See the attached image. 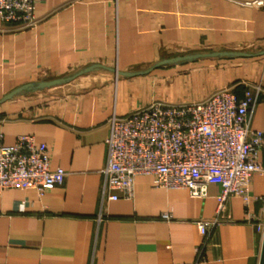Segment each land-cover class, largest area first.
<instances>
[{
    "label": "crops",
    "instance_id": "1",
    "mask_svg": "<svg viewBox=\"0 0 264 264\" xmlns=\"http://www.w3.org/2000/svg\"><path fill=\"white\" fill-rule=\"evenodd\" d=\"M258 0H39L36 25L0 21V102L27 85L74 80L24 91L0 103L5 146L20 135L49 147L50 168L66 176L39 196L33 189L0 195V264H182L202 242L196 222L210 220L219 188L191 198L152 187L138 176L134 195L101 199L108 121L153 102H200L246 87L261 94L250 129L264 132V56L204 58L123 76L192 54L264 51V8ZM114 70L116 72H111ZM264 170V151L259 154ZM249 211L264 220V173L249 185ZM230 221L209 233L203 264H259L264 232L246 221L241 199L226 203ZM168 214L169 220L161 215Z\"/></svg>",
    "mask_w": 264,
    "mask_h": 264
},
{
    "label": "built area",
    "instance_id": "2",
    "mask_svg": "<svg viewBox=\"0 0 264 264\" xmlns=\"http://www.w3.org/2000/svg\"><path fill=\"white\" fill-rule=\"evenodd\" d=\"M39 0H0V21L19 30L36 25L35 5ZM264 8V0L256 1ZM261 94L259 85L246 87L241 99L223 89L203 101L166 105L153 102L124 117L108 121L106 156L102 169L101 199L116 201L134 195L138 176H150L152 187L186 190L191 198L203 199L207 188L216 185L214 216L196 222L202 242L190 263L203 264V247L215 227L229 222L227 199H241L246 221L264 232V220L249 211V185L264 170L259 154L264 151V132L250 129L253 111ZM66 173L50 168L49 147L30 135H20L13 145L3 144L0 133V195L8 189H33L39 196L63 184ZM169 220L168 214L161 215Z\"/></svg>",
    "mask_w": 264,
    "mask_h": 264
},
{
    "label": "water",
    "instance_id": "3",
    "mask_svg": "<svg viewBox=\"0 0 264 264\" xmlns=\"http://www.w3.org/2000/svg\"><path fill=\"white\" fill-rule=\"evenodd\" d=\"M255 56H264V51L257 53V54H248V53H237V52H225V53H206V54H192V55H185V56H181V57H176L173 59H169V60H164L161 61L157 64H155L153 67H151L150 69L146 70V71H142V72H137L134 74H128V73H119L120 75L123 76H132V75H143V74H148L150 73L152 70L159 68L161 66H165V65H171V64H175V63H185V62H193L199 59H204V58H217V57H227V58H251V57H255ZM98 68H102L99 66H93L90 67L88 69H85L83 71H80L78 73H76L75 75L65 78V79H58L55 81H50V82H42L36 85H27L24 87H21L19 89H16L15 91L9 93L8 95H6L1 102L10 100L12 97H14L15 95L22 93L24 91H37V90H43L46 88H50V87H54V86H58L61 84H65L68 83L72 80H74L75 78L88 73L89 71H92L94 69H98ZM111 72H116L114 70H110ZM0 102V103H1ZM259 264H264V235H263V241H262V248H261V254H260V260H259Z\"/></svg>",
    "mask_w": 264,
    "mask_h": 264
}]
</instances>
